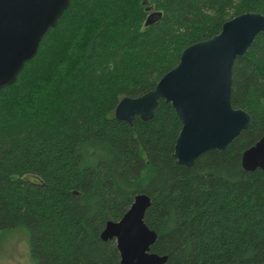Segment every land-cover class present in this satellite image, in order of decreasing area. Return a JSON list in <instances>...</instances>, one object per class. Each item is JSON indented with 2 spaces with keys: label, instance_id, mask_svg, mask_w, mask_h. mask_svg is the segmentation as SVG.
<instances>
[{
  "label": "trees",
  "instance_id": "16d2710c",
  "mask_svg": "<svg viewBox=\"0 0 264 264\" xmlns=\"http://www.w3.org/2000/svg\"><path fill=\"white\" fill-rule=\"evenodd\" d=\"M246 12L264 15V0H71L0 89V230L27 226L36 264H120L101 232L146 194L163 264L263 262L264 171L242 157L264 135V31L233 62L231 104L251 124L223 151L178 164L182 124L163 99L149 120L115 117Z\"/></svg>",
  "mask_w": 264,
  "mask_h": 264
},
{
  "label": "water",
  "instance_id": "95a60500",
  "mask_svg": "<svg viewBox=\"0 0 264 264\" xmlns=\"http://www.w3.org/2000/svg\"><path fill=\"white\" fill-rule=\"evenodd\" d=\"M70 2L0 0V89L15 82ZM150 22L149 16L145 24ZM263 31L264 15L259 12L225 21L218 34L186 47L178 64L152 90L122 98L115 108L116 119L128 124L136 116L149 120L163 99L172 105L182 124L172 154L178 164L189 167L209 150L223 151L251 124L249 114L231 104L233 62L246 54L254 37ZM242 164L250 171H264V135L244 151ZM149 204L146 194L136 195L122 217L108 221L101 232L103 240H115L120 264H163L166 260L149 251L156 238L143 220Z\"/></svg>",
  "mask_w": 264,
  "mask_h": 264
},
{
  "label": "rangeland",
  "instance_id": "374dc122",
  "mask_svg": "<svg viewBox=\"0 0 264 264\" xmlns=\"http://www.w3.org/2000/svg\"><path fill=\"white\" fill-rule=\"evenodd\" d=\"M30 250V232L27 226L0 230V264H36Z\"/></svg>",
  "mask_w": 264,
  "mask_h": 264
}]
</instances>
